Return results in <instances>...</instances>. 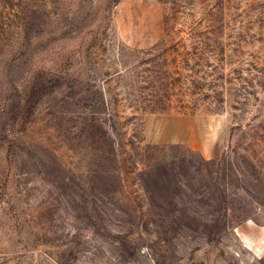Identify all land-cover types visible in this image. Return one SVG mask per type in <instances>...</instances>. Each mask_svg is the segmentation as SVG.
Segmentation results:
<instances>
[{"label":"rangeland","instance_id":"rangeland-1","mask_svg":"<svg viewBox=\"0 0 264 264\" xmlns=\"http://www.w3.org/2000/svg\"><path fill=\"white\" fill-rule=\"evenodd\" d=\"M152 2L0 0V264H264V0Z\"/></svg>","mask_w":264,"mask_h":264},{"label":"crops","instance_id":"crops-1","mask_svg":"<svg viewBox=\"0 0 264 264\" xmlns=\"http://www.w3.org/2000/svg\"><path fill=\"white\" fill-rule=\"evenodd\" d=\"M120 10L121 12H163V6L158 2H152V0L147 2L138 0L135 4L131 0H120Z\"/></svg>","mask_w":264,"mask_h":264}]
</instances>
